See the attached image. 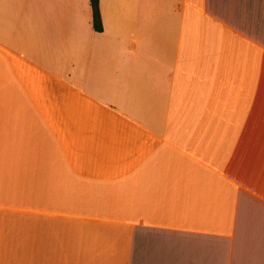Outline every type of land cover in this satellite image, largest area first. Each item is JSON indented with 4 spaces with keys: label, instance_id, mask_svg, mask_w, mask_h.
<instances>
[{
    "label": "crops",
    "instance_id": "1",
    "mask_svg": "<svg viewBox=\"0 0 264 264\" xmlns=\"http://www.w3.org/2000/svg\"><path fill=\"white\" fill-rule=\"evenodd\" d=\"M0 0V264H264V0Z\"/></svg>",
    "mask_w": 264,
    "mask_h": 264
},
{
    "label": "trees",
    "instance_id": "2",
    "mask_svg": "<svg viewBox=\"0 0 264 264\" xmlns=\"http://www.w3.org/2000/svg\"><path fill=\"white\" fill-rule=\"evenodd\" d=\"M92 11H93V25L96 30L101 29L100 16L98 9V0H90Z\"/></svg>",
    "mask_w": 264,
    "mask_h": 264
}]
</instances>
